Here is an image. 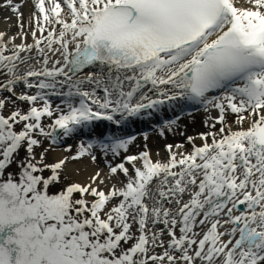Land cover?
I'll use <instances>...</instances> for the list:
<instances>
[{
	"label": "snow or ice",
	"instance_id": "obj_1",
	"mask_svg": "<svg viewBox=\"0 0 264 264\" xmlns=\"http://www.w3.org/2000/svg\"><path fill=\"white\" fill-rule=\"evenodd\" d=\"M243 4L3 0L0 264H264V0ZM136 124L183 139L162 156ZM83 158L104 168L69 182Z\"/></svg>",
	"mask_w": 264,
	"mask_h": 264
},
{
	"label": "bare ground",
	"instance_id": "obj_2",
	"mask_svg": "<svg viewBox=\"0 0 264 264\" xmlns=\"http://www.w3.org/2000/svg\"><path fill=\"white\" fill-rule=\"evenodd\" d=\"M2 2H3V0H0V3H2ZM240 4H243V0H240ZM1 8L6 12L11 11L9 8H6V7H1ZM32 10L33 9H32V5H31V0H26V6L21 9V11L24 14L25 20H27V18L30 16ZM11 13H13V12L11 11ZM10 19H11V22L8 23L9 25H7L6 28L4 26L5 30H7V29L10 31L12 30V32L6 33L7 36L16 35L17 32L19 31V28L17 27L16 15L14 13ZM12 22H14V23L11 24ZM2 30H3V28L0 31H2ZM29 40H30V37H29ZM19 42L20 41L17 40V43H19ZM205 115L203 117H202V115H198L201 118L202 122L205 119ZM198 129H199V132L206 131L203 123L198 125ZM194 135H196V134H194ZM179 140H182L181 136L176 137V141H179ZM166 143H168V142H166ZM164 144L165 143H162L160 146H157V148H154V149L152 148L151 150L153 151V153L159 151L161 153V155L163 156L164 155V152H163ZM133 152H135V151H133ZM63 155H66V153L54 152V153H50L48 157H51V159H52L51 161H53L55 159L62 157ZM84 159L85 160H82V161L78 160V162H76V163H73L72 161L68 162L67 168H66V174L68 175L69 180L84 182L87 180L89 175H91L96 170L97 167L104 168V166L92 164L88 158H84ZM105 171H107L106 168H105Z\"/></svg>",
	"mask_w": 264,
	"mask_h": 264
},
{
	"label": "rangeland",
	"instance_id": "obj_3",
	"mask_svg": "<svg viewBox=\"0 0 264 264\" xmlns=\"http://www.w3.org/2000/svg\"><path fill=\"white\" fill-rule=\"evenodd\" d=\"M2 3H0V4H2ZM240 5L241 6H246V5H243V4H240ZM12 15H13V13H11V11L6 12V11H4L0 7V30L3 28V30L0 31V32H5V33L12 32V30L11 31L8 30V29L5 30V28L7 27V25H9L8 23L11 22V19L10 18H11ZM13 23L14 22H12L11 24H13ZM4 26H5V28H4ZM7 37H9V36L6 35V39H7ZM201 114L204 115L205 113H203V112L201 113L200 111L194 110V111H192V116L191 117H188L187 115H185V117H184L185 120L183 119L181 121V123L183 125H186L187 126L186 127L187 135H194V134L199 133L198 125H200L201 123H203L202 120H201V118L198 116V115H201ZM145 132H147L149 134V137H150V139L148 141V146H149L150 149L157 148V146H160L162 143L175 142L176 141V137L178 136L177 135V136L173 137L172 135H169L168 138H167V140H165V139L160 138L159 135L153 130V128L150 131H145ZM181 138L183 139V137H181ZM67 143L73 145V150H75V146L78 143V141L77 140H69V141H67ZM138 143L140 144L141 147L143 146V143L144 142H143L142 136L139 137ZM132 151L137 152V151H139V149L136 148V147H133L132 148ZM66 155H67V153H66ZM48 158H49V161L52 160L51 157H48ZM82 160H85V159L83 158V159H81V161ZM72 162L73 163H76L78 161H72ZM98 165L99 166L100 165L101 166H104L103 160H101ZM69 182H71V180H69Z\"/></svg>",
	"mask_w": 264,
	"mask_h": 264
}]
</instances>
